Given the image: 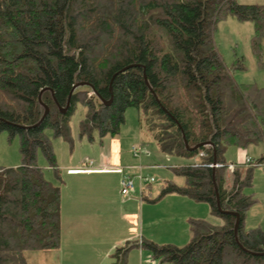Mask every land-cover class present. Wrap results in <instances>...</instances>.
I'll use <instances>...</instances> for the list:
<instances>
[{
    "label": "trees",
    "instance_id": "trees-1",
    "mask_svg": "<svg viewBox=\"0 0 264 264\" xmlns=\"http://www.w3.org/2000/svg\"><path fill=\"white\" fill-rule=\"evenodd\" d=\"M227 17L254 23L260 59L264 5L0 0V133L18 136L22 156L19 167H0V264H27L25 252L60 245L61 190L44 179L36 152L53 158L48 130L72 145L70 120L77 106L86 110L79 137L89 142L95 133L100 138L119 134L125 111L140 110L160 153L188 162L170 168L184 183L165 182L150 202L176 194L210 207L209 218L188 220L187 245L126 242L113 249L110 264H127L133 248L149 251L157 264H264V255H258L264 254V230L245 228L258 202L245 194L255 167L229 172L224 159L228 147L264 142V88L236 83L217 52L213 33ZM77 83L84 85L73 90L62 113ZM44 105L49 113L38 124ZM183 136L189 148L210 144L190 151ZM213 164L223 165L214 169L221 210L240 214L238 242L236 216L217 208Z\"/></svg>",
    "mask_w": 264,
    "mask_h": 264
},
{
    "label": "rangeland",
    "instance_id": "rangeland-1",
    "mask_svg": "<svg viewBox=\"0 0 264 264\" xmlns=\"http://www.w3.org/2000/svg\"><path fill=\"white\" fill-rule=\"evenodd\" d=\"M237 1L241 4L264 5V0ZM254 36V23L251 21L241 22L234 17H227L217 24L213 33V42L227 71L236 83L239 85L253 84L264 88V41L259 59L253 46ZM85 114L86 110L82 106H77L71 117L72 145L60 137H55L53 132L48 130L46 135L52 146L53 158H47L41 149L36 152V165L41 168L44 179L59 187L61 194H63L61 209L63 235L69 232L70 234L83 236L84 238L81 239L85 243L88 240V247L93 251L105 248L106 245L116 239H124L118 246L126 242L140 243L142 237L150 240L146 235L153 236L161 241L172 239L174 242H179V247L187 245L190 236L186 224L182 222V218L198 216L200 218L196 219H206L209 215V213L208 215L206 213L210 210L209 205L195 202L199 205L197 208L200 209L199 212L195 213L196 207L195 210H192L189 206L183 204L173 205L170 202L172 194L154 203L150 202L158 196L159 190L165 182L172 180L178 185L184 183L182 177L174 175L170 166L187 164L186 160L171 158L160 153L152 139V135L142 121V112L136 108H128L125 111L124 124L121 126L119 134L100 138L95 133L92 142H89L85 137L82 139L79 137V123ZM257 146H261V153L264 155V142ZM257 146L252 145L244 150H249L248 155L255 157L254 161L258 163L261 156L255 155ZM236 150H238V147H228L226 149L224 154L226 163L241 164L245 161L247 153L240 157L235 154ZM135 153L137 156H135ZM119 162L134 166L132 168H137L141 164L145 166L149 163L163 166L160 169L143 173L145 177L154 179L147 198L149 201L142 200L143 204L149 205L148 215L145 214L144 226H140L138 216L126 218L127 214L135 211V208L134 205L123 203L131 198L133 199V197L121 196L119 178L114 177V175L104 177L75 176L67 175L66 172L67 168L70 167L94 168V165L98 166V164L114 165ZM21 163L22 156L18 136L11 138L6 131H2L0 133V167L16 168ZM254 170L253 186L247 188L245 192L248 194L257 193L256 196L263 206L264 168L259 166ZM99 183L106 185L104 190H99L97 187L84 190ZM134 187L136 197L134 196L133 201L138 203L139 185L137 178H134ZM87 194L91 196V199H87ZM72 197H74L76 204L71 203ZM69 201L71 202L69 203ZM262 206L254 208L258 210L253 213L254 221L255 219L261 220L264 217V206ZM204 212L206 213L205 216L202 214ZM149 221L153 222V225H149ZM95 233H105V235L102 238L98 236L96 239H91ZM134 235L135 237H133ZM182 243L185 244L181 245ZM134 250V248L131 249V251ZM29 253L30 251H27L26 256H29ZM145 253L149 254L151 258L149 262L152 264L158 263L149 251ZM132 255L127 264H133ZM91 262L92 260L89 258V264Z\"/></svg>",
    "mask_w": 264,
    "mask_h": 264
},
{
    "label": "crops",
    "instance_id": "crops-1",
    "mask_svg": "<svg viewBox=\"0 0 264 264\" xmlns=\"http://www.w3.org/2000/svg\"><path fill=\"white\" fill-rule=\"evenodd\" d=\"M257 146V145H256ZM254 151V150H253ZM262 148L261 146H257L256 148V154L257 156H261V159H263L261 165L264 168V155L261 153ZM247 153V155H246ZM249 150H244L241 148H238V150H236V155L242 157L243 155H246L245 160L250 157L253 160H255V157H251L248 155ZM245 162V161H244ZM243 162V163H244ZM188 163V162H187ZM227 164H231V163H227ZM141 166H144V164H141ZM145 166H156L158 168L156 169H151L148 168L145 171H153V170H157L160 169L161 166L160 164H155V163H149ZM257 166V167H259ZM134 166L132 165H128L127 163H116L114 165H99L96 166L94 165L93 167H70L67 168L66 172L67 175H75V176H97V177H104V176H109V175H114V177L119 178L118 181L121 179V175L119 174H115V173H104V172H100L99 170L103 169V168H123L125 171H127L129 174H135L136 173V168H132ZM242 172H246L249 168L252 167H248L245 166L244 164L240 167ZM256 168V167H255ZM254 176H255V170H253V180H254ZM106 185L103 183H99L96 186H91V188L88 189H84V190H90L92 189V187H97L99 190H104V187ZM253 186V184H252ZM252 186L248 187L251 188ZM73 189H75V187H73ZM247 189V188H246ZM245 189V191H246ZM245 194L249 195V196H253L254 198H257L256 194L257 193H251L248 194L245 192ZM136 195V194H135ZM122 196V195H121ZM136 197V196H135ZM172 198H170V202L173 203V205H180L183 204L184 206H189L192 210H195L194 208L196 207L195 213L199 212L200 209H198L197 207L199 205H197L195 202H193L192 200L183 197V196H179L176 194H172L171 195ZM87 199H91V196L89 194H87ZM134 199V196H133ZM133 199L131 198L130 200H128L127 202H123L124 204H131L134 205V210L133 213H129L126 215V218L128 217H136L138 216V221L140 226H144L145 224V217H146V213L148 215V211H149V205H145L143 204V201H139L138 203L136 201H133ZM62 201H63V194H61V209H62ZM71 201H69L70 203ZM72 204H76V201L74 200V197H72ZM260 205V206H259ZM261 202L260 200H258L257 204L252 207L250 209V211L248 212L247 216H246V220H245V228L246 230L249 229H253V228H261L264 230V217L261 220H253V213L255 211L254 208L255 207H261ZM264 206V205H263ZM262 206V207H263ZM260 209V208H259ZM207 215L209 213L210 215V210H208ZM205 212L202 213L206 214ZM61 215V214H60ZM209 215L207 218H209ZM148 218V217H147ZM196 219V218H200L198 216L196 217H185L182 218V222L183 224H186V229L188 230V234L191 238V233L189 231V225H188V220L189 219ZM250 222H253L250 224ZM149 225H153V222L149 221L148 222ZM253 224H258V225H253ZM69 234V235H68ZM105 235V233H95L93 234V236L91 237V239H96L98 236L99 238H102ZM135 237V235L133 236ZM147 238H149L150 240H152L153 242L159 243V244H171V245H177L179 246V242H174L172 239L168 240V241H161L159 239H155L153 236L150 237V235H146ZM81 238H84L83 236H79L78 234H70L69 232L66 235H63V230H62V222H61V237H60V245L57 249H51V250H40V251H30V253L28 254L29 256H26L25 252V259L27 264H89V258H91L92 262L90 264H110L111 261L109 262V260L111 259V253L113 252V249L120 245L123 241L121 239H116L112 242H110L108 245H106V247L99 249V251H93L92 249H90L89 246V242L87 240V243H85L84 240H82ZM190 238L188 240H190ZM145 239L144 237L141 238ZM166 242V243H164ZM189 242V241H188ZM185 243H182L181 245H183ZM134 251H130L128 254V259L131 258L132 252V259H133V264H152L151 262H149L151 260L149 254H146L145 250H143L142 248H134ZM146 254V255H145ZM131 260V259H130ZM131 262V261H130ZM130 264V263H129Z\"/></svg>",
    "mask_w": 264,
    "mask_h": 264
},
{
    "label": "built area",
    "instance_id": "built-area-1",
    "mask_svg": "<svg viewBox=\"0 0 264 264\" xmlns=\"http://www.w3.org/2000/svg\"><path fill=\"white\" fill-rule=\"evenodd\" d=\"M204 154H201L200 156H203ZM135 156L137 154L135 153ZM248 166V167H257L259 164L255 162L252 158L248 157L244 163L238 164V163H231L227 164L226 168L229 172H235L237 168H240L242 165ZM170 167H177L175 166H170ZM213 169L216 168H221L223 165L221 164H213L210 165ZM151 168V169H156L158 167L156 166H139L136 168V173L135 174H129L127 171H125L123 168H103L99 170L100 172L104 173H115L121 175L120 179V193L122 196H129L133 197L135 196V187H134V178H137L138 180V185H139V201L143 200V196L145 195L146 188L145 186H149L152 183H154L153 178H148L143 175L144 170Z\"/></svg>",
    "mask_w": 264,
    "mask_h": 264
},
{
    "label": "water",
    "instance_id": "water-1",
    "mask_svg": "<svg viewBox=\"0 0 264 264\" xmlns=\"http://www.w3.org/2000/svg\"><path fill=\"white\" fill-rule=\"evenodd\" d=\"M130 67H131V66H129V67H127V68H124L123 70H126V69H128V68H130ZM123 70H121V71H123ZM118 73H120V72H118ZM115 75H116V74H115ZM144 82H145L146 86H147L148 88H150V87H149V84H148V82H147V79H146L145 76H144ZM83 85H84V83H80V84L77 83V84H75V85L73 86V88H72V90H71V92H70L69 98H68V104H67V107H66L65 109H62V110H61L62 113H65L66 110H67V108L69 107V100H70V96H71L73 90H74L75 88H77V87H79V86H83ZM110 91H112L111 88H110ZM150 91H151V89H150ZM151 92H152V94H153V96H154L156 102L159 104V101L157 100L155 94L153 93V91H151ZM98 98L103 102V104H104L105 106L110 105V103H111V100H110V101H104V100H103L102 98H100L99 96H98ZM161 109H162L163 111H165V112L169 115V113H168V112H167L162 106H161ZM48 113H49V109H48L47 106L44 105V114H43V116H42V118H41V120H40V122H39L38 124H40V123L46 118V116L48 115ZM169 116H170V115H169ZM174 121H175V119H174ZM176 124H177V123H176ZM178 127H179V125H178ZM183 138H184V136H183ZM184 144H185L186 149H188V150H190V151H195V150H197V149H199V148H201V147H203V146H207V145H209L210 143H201V144H197V145L194 146L193 148H189L188 142H187V140L184 138ZM214 156H215V152H214ZM214 173H215V170L213 169V170H212V174H213V184H214L215 194H216V199H217V208H218V210H219L221 213H230V214H233L234 216H236L237 221H236V225H235V237H236L237 242H238V230H239V228H240V224H241L240 214H239V213H233V212H223V211L221 210L220 203H219L218 190H217V186H216L215 179H214ZM240 246H241V245H240ZM258 255H264V254H258Z\"/></svg>",
    "mask_w": 264,
    "mask_h": 264
}]
</instances>
